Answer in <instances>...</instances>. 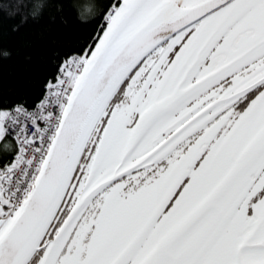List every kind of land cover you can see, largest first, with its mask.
<instances>
[{"label":"snow or ice","instance_id":"snow-or-ice-1","mask_svg":"<svg viewBox=\"0 0 264 264\" xmlns=\"http://www.w3.org/2000/svg\"><path fill=\"white\" fill-rule=\"evenodd\" d=\"M104 18L39 104L0 108V264H264V0Z\"/></svg>","mask_w":264,"mask_h":264},{"label":"trees","instance_id":"trees-1","mask_svg":"<svg viewBox=\"0 0 264 264\" xmlns=\"http://www.w3.org/2000/svg\"><path fill=\"white\" fill-rule=\"evenodd\" d=\"M114 2L0 0V108L21 103L34 108L48 83H55L61 65L94 48ZM9 159L0 153V164Z\"/></svg>","mask_w":264,"mask_h":264},{"label":"built area","instance_id":"built-area-1","mask_svg":"<svg viewBox=\"0 0 264 264\" xmlns=\"http://www.w3.org/2000/svg\"><path fill=\"white\" fill-rule=\"evenodd\" d=\"M47 92H48V89H47V91H46L45 95L47 94ZM45 95H44V97H45ZM44 97H43V98H44ZM39 103H40V102H39ZM39 103H38V104H39Z\"/></svg>","mask_w":264,"mask_h":264},{"label":"water","instance_id":"water-1","mask_svg":"<svg viewBox=\"0 0 264 264\" xmlns=\"http://www.w3.org/2000/svg\"><path fill=\"white\" fill-rule=\"evenodd\" d=\"M98 42H99V40H98ZM98 42H97V43H98Z\"/></svg>","mask_w":264,"mask_h":264}]
</instances>
